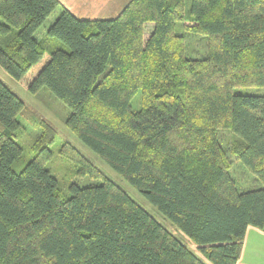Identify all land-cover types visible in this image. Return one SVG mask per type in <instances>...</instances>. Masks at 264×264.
Listing matches in <instances>:
<instances>
[{"label":"trees","instance_id":"trees-1","mask_svg":"<svg viewBox=\"0 0 264 264\" xmlns=\"http://www.w3.org/2000/svg\"><path fill=\"white\" fill-rule=\"evenodd\" d=\"M59 6L0 0V67L62 100L67 127L175 233L69 142L75 173L101 182L62 196L44 166L55 130L0 80V264H236L246 227H264V94L233 91L264 87V0H129L111 19L62 7L37 36ZM20 115L38 128L25 162ZM229 155L261 186L239 190Z\"/></svg>","mask_w":264,"mask_h":264},{"label":"rangeland","instance_id":"rangeland-1","mask_svg":"<svg viewBox=\"0 0 264 264\" xmlns=\"http://www.w3.org/2000/svg\"><path fill=\"white\" fill-rule=\"evenodd\" d=\"M46 24L47 21H44L43 24L39 27L40 29L36 31L37 36L42 33L41 29ZM149 27V24H146V28ZM187 38L188 48L190 49L189 55L193 57L204 56L206 52L205 37L202 35L188 34ZM0 80L9 88L10 91H12L18 98L23 101L25 107L28 110L38 115L41 119L50 124L55 130V139L51 144H49L51 157L45 162L44 166L56 178L62 196L68 197L70 195L68 186L71 183H74L77 186H87L95 185L101 182L99 178H90L87 175L80 176L75 173V163L70 159H67L60 153L61 145L64 142H69L74 147H76V149H78L88 160H90L95 166H97L105 175V177L109 178L117 185H119L133 200L140 204L153 217L161 221L173 233H175V229L171 225V223L160 214V212L153 204H151L119 173L113 170L102 158H100L86 144H84L69 127H67L65 120L70 112V109L62 100L54 96L45 87H41L36 92L28 91L16 79L7 74L1 67ZM233 91L235 93L241 94H264V87H234ZM139 96L140 92L137 91L130 100V104L133 109L140 108ZM18 118L21 123L22 133L17 138V142L22 148V161L25 162L29 160L33 155V149L31 148V145L38 135V128L33 126L23 115L18 116ZM219 137L223 148L225 149L227 154H229V132L222 130L220 131ZM228 159L230 160L231 165L230 172L234 180L236 181L239 190H246L261 186L259 180L250 172H248L237 158L229 155ZM176 235L181 240H186V237L182 232L177 231Z\"/></svg>","mask_w":264,"mask_h":264},{"label":"crops","instance_id":"crops-1","mask_svg":"<svg viewBox=\"0 0 264 264\" xmlns=\"http://www.w3.org/2000/svg\"><path fill=\"white\" fill-rule=\"evenodd\" d=\"M128 1L58 0L60 6L46 18L47 24L41 31L43 33L47 29L60 13L62 7L78 19H111L119 14ZM236 264H264V227L259 228L251 225L246 227L241 252Z\"/></svg>","mask_w":264,"mask_h":264}]
</instances>
